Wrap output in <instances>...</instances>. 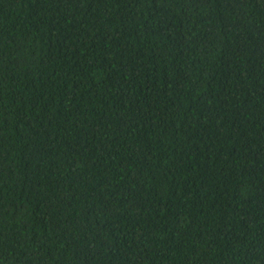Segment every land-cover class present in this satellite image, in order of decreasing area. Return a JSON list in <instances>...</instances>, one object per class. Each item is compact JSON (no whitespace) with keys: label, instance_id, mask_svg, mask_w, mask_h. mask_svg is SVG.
I'll use <instances>...</instances> for the list:
<instances>
[{"label":"trees","instance_id":"trees-1","mask_svg":"<svg viewBox=\"0 0 264 264\" xmlns=\"http://www.w3.org/2000/svg\"><path fill=\"white\" fill-rule=\"evenodd\" d=\"M0 264H264V0H0Z\"/></svg>","mask_w":264,"mask_h":264}]
</instances>
